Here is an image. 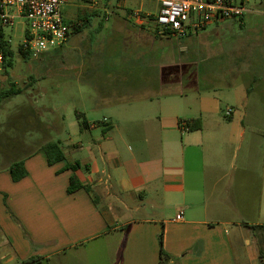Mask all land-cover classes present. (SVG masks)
<instances>
[{
	"label": "crops",
	"instance_id": "1",
	"mask_svg": "<svg viewBox=\"0 0 264 264\" xmlns=\"http://www.w3.org/2000/svg\"><path fill=\"white\" fill-rule=\"evenodd\" d=\"M137 10L118 0H67L64 19L78 29L48 53L59 56L87 26L101 43L89 55L100 57L109 41L113 67L80 80L94 90L96 108H107L100 123L110 130L98 133L85 117L83 141H70L64 161L50 166L41 149L18 159L28 171L19 182L1 153L0 264H160L161 235L164 264H262L264 68L234 88L238 100L229 101L227 119L220 87H186L174 60H153L148 51L158 36L147 19L132 16ZM196 118L201 130L182 126ZM233 148L242 152L238 163ZM76 162L78 170H65ZM74 174L85 187L69 194Z\"/></svg>",
	"mask_w": 264,
	"mask_h": 264
},
{
	"label": "rangeland",
	"instance_id": "2",
	"mask_svg": "<svg viewBox=\"0 0 264 264\" xmlns=\"http://www.w3.org/2000/svg\"><path fill=\"white\" fill-rule=\"evenodd\" d=\"M118 1L128 7L141 8L144 13L153 16L159 12V3L154 0ZM255 4L260 7L259 11L248 12L243 23L228 19L215 22L198 35L185 39L157 35L153 19L148 20L151 33L158 36L157 42L148 51L153 60L164 57L169 62L174 60V65L185 72L186 87L193 82L202 89H206L208 84L220 87L225 96L220 102V115L227 119L226 113L229 110L233 112L229 101L238 100L234 88L249 83L257 67L264 68V0H248L247 7H255ZM98 20L101 21L97 18L95 22ZM103 24L105 28L111 27L112 21ZM23 28V25H17L6 29V37L12 40L10 46L14 56L12 66L0 67V92L13 86L23 90L22 94L5 99L0 107V156L2 153L5 163L30 155L47 141H61L64 151L69 153L70 141L76 145L83 141L77 114L83 113L90 123L97 124L100 134L105 133L100 122L108 121L104 119L107 108H96L90 97L94 90H90L80 78H90L113 67L114 61L108 57L109 41L103 44L104 53L98 52L101 58L89 55L88 47L101 43L97 42L96 34H90L93 29L87 26L83 35L73 37L62 47L59 56H55L54 52H45L26 58L19 51L24 40ZM86 36L88 41H84ZM125 63L128 65V62ZM80 71L82 74L77 78ZM185 91L188 90L185 88ZM262 109L264 111V107ZM241 155L240 149H232L234 162H240ZM0 195L3 193L0 192Z\"/></svg>",
	"mask_w": 264,
	"mask_h": 264
},
{
	"label": "built area",
	"instance_id": "3",
	"mask_svg": "<svg viewBox=\"0 0 264 264\" xmlns=\"http://www.w3.org/2000/svg\"><path fill=\"white\" fill-rule=\"evenodd\" d=\"M99 3L109 0H84ZM159 3V12L153 16L143 11L132 12L139 20L153 19L157 35L185 39L203 31L208 25L223 20H240L248 12V0H154ZM67 0H0V67L3 66L4 45H11L6 29L23 25L24 40L20 47L36 57L61 47L71 36L76 26L64 19L63 10ZM229 110L226 116H231ZM185 127L187 124L182 123ZM177 220L183 219L179 210Z\"/></svg>",
	"mask_w": 264,
	"mask_h": 264
},
{
	"label": "trees",
	"instance_id": "4",
	"mask_svg": "<svg viewBox=\"0 0 264 264\" xmlns=\"http://www.w3.org/2000/svg\"><path fill=\"white\" fill-rule=\"evenodd\" d=\"M75 29H78L77 27ZM4 57L5 61L3 64V68H7L12 66V58L14 56V52L11 49L10 45L5 44L4 45ZM19 51L26 57L31 58V54L29 52L24 51L21 47L19 48ZM22 89H17L16 87H11L10 89L6 91L0 92V107L2 102L10 97L22 94ZM77 118L80 123L81 129H85L88 126V122L83 114H77ZM188 130L190 131H198L202 128V120L200 118L193 119L192 122H186ZM110 127H107L104 129V132L106 133ZM41 150H43L46 153L47 156V163L50 166H53L61 161H64L66 159V154L64 151V148L62 146L61 141H47L44 145L40 147ZM81 167V164L79 162H76L74 164H67L65 167V170L71 169L73 171L78 170ZM9 171L11 174V178L14 182H19L28 175V171L25 166L24 160H14L10 167ZM84 184L80 181L78 176L74 174L70 178V184L68 187V193L72 194L76 191L80 190L81 188H84ZM160 244H161V259L160 264H164V260L167 259V255L165 253L164 247H163V235L160 237ZM260 259L262 264H264V252H260ZM39 258H32L27 261H25L23 264H36L38 263Z\"/></svg>",
	"mask_w": 264,
	"mask_h": 264
}]
</instances>
